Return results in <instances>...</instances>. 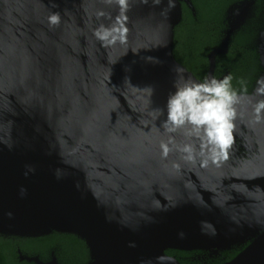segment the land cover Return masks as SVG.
<instances>
[{
  "label": "water",
  "instance_id": "1",
  "mask_svg": "<svg viewBox=\"0 0 264 264\" xmlns=\"http://www.w3.org/2000/svg\"><path fill=\"white\" fill-rule=\"evenodd\" d=\"M129 0L126 43L105 47L94 31L118 14L105 0H0V236L72 234L86 264H180L167 250L208 257L242 249L222 264H264V123L255 89L241 94L235 145L219 167L187 163L161 124L178 74L201 82L173 55L181 4ZM255 0L228 10L206 77ZM60 13L50 27L48 17ZM103 12V17L98 13ZM256 49L264 77V28ZM222 79V77L218 78ZM257 82V81H256ZM252 101V103L249 102ZM164 110V115L154 111ZM177 144L189 141L171 134ZM179 167H173V165ZM34 264L37 256H19Z\"/></svg>",
  "mask_w": 264,
  "mask_h": 264
},
{
  "label": "trees",
  "instance_id": "2",
  "mask_svg": "<svg viewBox=\"0 0 264 264\" xmlns=\"http://www.w3.org/2000/svg\"><path fill=\"white\" fill-rule=\"evenodd\" d=\"M193 11L181 4L182 18L174 28L173 55L178 63L203 82L208 71L207 56L220 46L227 28L228 10L242 0H190ZM264 28V0H255L252 12L244 24L230 37L227 53L216 57L214 77L222 79L231 75L233 87L240 94L250 93L261 75L256 49V37ZM246 81L247 92L239 81ZM22 255L49 261L52 255L59 264H86L88 250L85 243L72 234L52 232L36 238L0 236V264H32L19 261ZM240 250L231 249L208 257L206 254L167 250L180 264H222L232 259Z\"/></svg>",
  "mask_w": 264,
  "mask_h": 264
},
{
  "label": "clouds",
  "instance_id": "3",
  "mask_svg": "<svg viewBox=\"0 0 264 264\" xmlns=\"http://www.w3.org/2000/svg\"><path fill=\"white\" fill-rule=\"evenodd\" d=\"M147 3V0H141ZM108 5L115 4L119 11L109 25L100 24L94 31L98 41L105 47L124 44L127 40L126 27L129 0H105ZM159 5L160 0H154ZM175 4L169 0L168 9ZM98 17L104 13L99 12ZM50 27L61 23L60 13H52L48 17ZM233 77L229 74L223 79L207 77L203 82L185 79L178 74L174 83L175 91L170 93L166 102V119L161 127L169 134L167 142L161 141L160 150L162 158L166 159L174 149L180 152L181 159L187 163L195 164L200 159L201 167H208L209 163L219 167L229 159V154L235 145L236 123L238 116L237 106L242 99H246L232 84ZM255 97H264V77L257 80ZM241 89L247 92L246 81H239ZM252 103L251 100H249ZM154 111L164 115V110ZM253 118L255 123H264V99H257L253 104ZM182 132L187 140L182 145L176 143L173 133ZM173 167H179L174 164Z\"/></svg>",
  "mask_w": 264,
  "mask_h": 264
},
{
  "label": "flooded vegetation",
  "instance_id": "4",
  "mask_svg": "<svg viewBox=\"0 0 264 264\" xmlns=\"http://www.w3.org/2000/svg\"><path fill=\"white\" fill-rule=\"evenodd\" d=\"M234 249H237V250L239 249V250H241L242 247H238V248H234ZM16 252H17L18 259H19V256L22 255V254H21V252H20L18 249H17ZM22 256H25V255H22ZM19 261H21V262L23 261V262H24V261H26V260H20V259H19ZM26 262H27V261H26ZM46 262H47V261H46ZM29 263H30V262H29ZM32 264H34V263H32Z\"/></svg>",
  "mask_w": 264,
  "mask_h": 264
}]
</instances>
